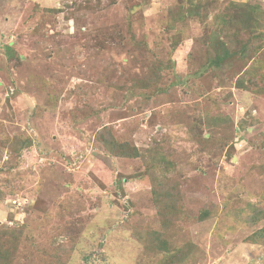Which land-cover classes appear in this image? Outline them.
Instances as JSON below:
<instances>
[{"label": "rangeland", "instance_id": "1", "mask_svg": "<svg viewBox=\"0 0 264 264\" xmlns=\"http://www.w3.org/2000/svg\"><path fill=\"white\" fill-rule=\"evenodd\" d=\"M263 195L264 0H0V264H264Z\"/></svg>", "mask_w": 264, "mask_h": 264}, {"label": "trees", "instance_id": "2", "mask_svg": "<svg viewBox=\"0 0 264 264\" xmlns=\"http://www.w3.org/2000/svg\"><path fill=\"white\" fill-rule=\"evenodd\" d=\"M193 1V0H192ZM181 17H183L184 18V14L181 16ZM181 19V18H180ZM218 61H220V58L219 59H217V60H214L213 61V63L214 64H217V62ZM99 135H102V136H100L101 137V139H100V141H102L103 142V144L106 146V147H108V148H112V149H114V151H115V148L114 147H116V142L114 141V139L113 138H111V136L108 134V133H103V132H101ZM117 148V147H116ZM125 148H123L122 146H120V148H119V150H121V151H123ZM118 151V150H117ZM118 155L120 154V155H129V154H125V153H122L121 154V152L119 151V152H116ZM134 153V152H133ZM136 154H133V155H129L130 157L131 156H135ZM162 201H164V199L162 200ZM168 201H169V203L166 205L167 206V209H170V208H174V207H172L171 205H170V203H172L171 202V200L170 199H168ZM262 201H263V205L261 206V207H257V208H254V206H252V205H248L247 204V206H246V204H245V207L244 208H239V210H238V213H239V215H248V216H246L247 217V220H249L250 221V223H254V221L255 220H264V195H263V198H262ZM165 218H164V220H163V223H165V222H167V219H166V216L165 215H163ZM164 226V225H163ZM254 238H255V240H258V242L257 243H264V227L262 228V229H260L256 234H255V236H254ZM178 252H179V255H178V259L181 261V263L182 264H188L187 263V259H188V257H187V254H181V252H180V249H178Z\"/></svg>", "mask_w": 264, "mask_h": 264}]
</instances>
